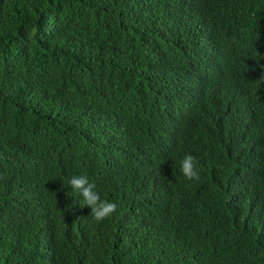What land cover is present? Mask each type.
Wrapping results in <instances>:
<instances>
[{
	"label": "trees",
	"instance_id": "16d2710c",
	"mask_svg": "<svg viewBox=\"0 0 264 264\" xmlns=\"http://www.w3.org/2000/svg\"><path fill=\"white\" fill-rule=\"evenodd\" d=\"M0 264H264V0H0Z\"/></svg>",
	"mask_w": 264,
	"mask_h": 264
},
{
	"label": "clouds",
	"instance_id": "9594fccd",
	"mask_svg": "<svg viewBox=\"0 0 264 264\" xmlns=\"http://www.w3.org/2000/svg\"><path fill=\"white\" fill-rule=\"evenodd\" d=\"M180 171L186 180L200 178L197 161L192 154L184 155L180 161ZM63 184H65L64 180ZM66 186L70 190L69 195L75 197L80 206H88L91 209L90 216L95 222L102 223L116 213L117 203L103 198L96 181L87 173L71 175L66 179Z\"/></svg>",
	"mask_w": 264,
	"mask_h": 264
}]
</instances>
